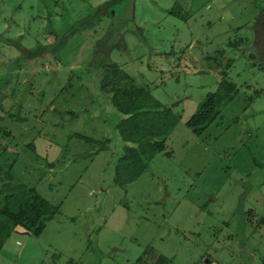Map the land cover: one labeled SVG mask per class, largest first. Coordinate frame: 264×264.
I'll return each mask as SVG.
<instances>
[{
  "label": "rangeland",
  "instance_id": "1",
  "mask_svg": "<svg viewBox=\"0 0 264 264\" xmlns=\"http://www.w3.org/2000/svg\"><path fill=\"white\" fill-rule=\"evenodd\" d=\"M106 62L178 116L131 180H114L130 171H113ZM222 71L236 94L196 135L184 122ZM1 93L0 163L58 208L0 264H264V0H0Z\"/></svg>",
  "mask_w": 264,
  "mask_h": 264
},
{
  "label": "trees",
  "instance_id": "2",
  "mask_svg": "<svg viewBox=\"0 0 264 264\" xmlns=\"http://www.w3.org/2000/svg\"><path fill=\"white\" fill-rule=\"evenodd\" d=\"M169 12L173 13V9ZM89 18L90 13L77 21L87 24L85 22H88ZM74 29L75 26L72 31ZM69 33L70 31L63 34V37ZM49 37L53 38L54 45L62 40L53 31L48 34ZM96 75L99 90L120 115L114 123V128L125 143L124 153L117 158L113 171L118 167L122 170L125 167L124 170L130 171L128 178L120 179L115 174L114 180H131L144 169L152 154L162 149L167 134L172 130L178 116L155 99L147 85L137 84L134 78L118 64L106 62L100 66ZM235 87L222 71L215 90L205 95L199 107L188 116L184 124L194 134H200L219 116L221 106L234 97L237 91ZM5 96L6 93L0 94V115L12 117L13 114L3 108L2 99ZM2 132L9 134L8 130L2 129ZM73 135L87 141L91 140L79 133ZM11 180L10 167L4 168L0 163V248L16 227H20L28 234H40L45 222L54 217L58 208L57 205L50 204L41 197L33 187L11 183ZM136 260L139 261V258ZM168 261L170 259L159 256L154 264H167ZM209 262V260L205 261L204 264Z\"/></svg>",
  "mask_w": 264,
  "mask_h": 264
},
{
  "label": "water",
  "instance_id": "3",
  "mask_svg": "<svg viewBox=\"0 0 264 264\" xmlns=\"http://www.w3.org/2000/svg\"><path fill=\"white\" fill-rule=\"evenodd\" d=\"M28 88H29V85L25 84L24 87H23V90L21 91V93L19 95V98H18V101H17L16 105H19V103L23 100L24 94L26 93Z\"/></svg>",
  "mask_w": 264,
  "mask_h": 264
},
{
  "label": "crops",
  "instance_id": "4",
  "mask_svg": "<svg viewBox=\"0 0 264 264\" xmlns=\"http://www.w3.org/2000/svg\"><path fill=\"white\" fill-rule=\"evenodd\" d=\"M96 11H101V8H99L98 10H96ZM44 229V228H43ZM28 234V233H27ZM209 264H211L210 262H209Z\"/></svg>",
  "mask_w": 264,
  "mask_h": 264
}]
</instances>
